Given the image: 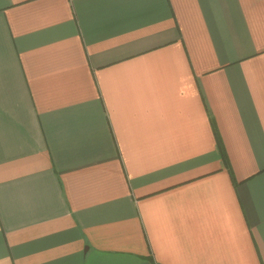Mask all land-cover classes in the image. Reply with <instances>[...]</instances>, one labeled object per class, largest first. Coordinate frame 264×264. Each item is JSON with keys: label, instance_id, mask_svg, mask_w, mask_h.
I'll return each mask as SVG.
<instances>
[{"label": "crops", "instance_id": "1", "mask_svg": "<svg viewBox=\"0 0 264 264\" xmlns=\"http://www.w3.org/2000/svg\"><path fill=\"white\" fill-rule=\"evenodd\" d=\"M0 264H264V0H0Z\"/></svg>", "mask_w": 264, "mask_h": 264}, {"label": "trees", "instance_id": "2", "mask_svg": "<svg viewBox=\"0 0 264 264\" xmlns=\"http://www.w3.org/2000/svg\"><path fill=\"white\" fill-rule=\"evenodd\" d=\"M215 135H216V138H217L218 144L221 146V138H220V135H219V132H218L217 128H216V130H215ZM230 173H232L231 168H230ZM232 174H233V173H232ZM233 180H234L235 183H237V181L235 180L234 177H233Z\"/></svg>", "mask_w": 264, "mask_h": 264}]
</instances>
